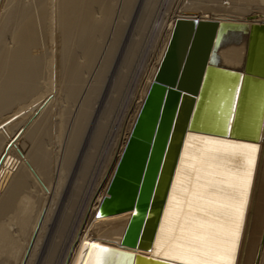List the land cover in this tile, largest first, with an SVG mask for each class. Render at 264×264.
Segmentation results:
<instances>
[{
  "label": "bare ground",
  "instance_id": "6f19581e",
  "mask_svg": "<svg viewBox=\"0 0 264 264\" xmlns=\"http://www.w3.org/2000/svg\"><path fill=\"white\" fill-rule=\"evenodd\" d=\"M6 111L21 118L0 138V264H53V249L63 264H264V0H0ZM189 128L257 146L188 134L156 232ZM57 161L74 171L44 222L36 180Z\"/></svg>",
  "mask_w": 264,
  "mask_h": 264
},
{
  "label": "rangeland",
  "instance_id": "374dc122",
  "mask_svg": "<svg viewBox=\"0 0 264 264\" xmlns=\"http://www.w3.org/2000/svg\"><path fill=\"white\" fill-rule=\"evenodd\" d=\"M21 3H24V2H27V0H19ZM170 8H171V6H170ZM54 12V11H53ZM170 12H171V10H170ZM51 13H52V11H51ZM173 14H170V16L171 17H173L172 16ZM160 18L161 17H159V19H158V21H160ZM17 20V16H13V15H11V16H9L8 17V20H7V27H6V29L8 30V31H10L11 30V28L13 27V25H14V23H15V21ZM157 21V22H158ZM6 36V33L4 34V39H6L7 40V42H6V44L9 46L10 44H12V41L10 40V38H9V36L8 37H5ZM9 39V40H8ZM11 42V43H10ZM11 46H13V44L11 45ZM10 46V47H11ZM75 57V56H74ZM102 57V53L100 54V58ZM76 61H78V62H81V61H83L82 60V56H81V52H78L77 53V55H76ZM101 60V59H100ZM91 99H93V97H91ZM12 107H14V106H12ZM12 111H16V110H14V108H13V110ZM11 111H6V112H4L3 114L2 113H0V114H2V115H0V129L3 131H1L0 130V138H2V139H4L5 137H12L11 136V134H14L18 129H17V127H16V125L18 124V122H19V118H21V116H19L18 118H17V116H15L14 117V114L15 113H13V112H11ZM91 112V111H90ZM90 112H89V115H88V118H89V116H90ZM13 114V115H12ZM11 116V117H10ZM10 117V118H9ZM12 117H14V118H12ZM5 118H6V121H5ZM8 118V119H7ZM11 119H13V121L11 120ZM3 120V121H2ZM10 120V121H9ZM90 120V119H89ZM15 121V122H14ZM18 121V122H17ZM91 121V120H90ZM6 122H9V123H6ZM13 122V123H12ZM12 123V124H11ZM89 123V124H88ZM87 124H86V126H88L87 128L89 129V126H90V122H88ZM6 124V125H5ZM9 124V125H8ZM15 124V125H14ZM2 125H4V127H2ZM8 125V126H7ZM6 126H7V128H6ZM5 128V129H4ZM10 128V129H9ZM12 128H14L16 131H14V129H13V131H11L12 130ZM44 126L42 125L38 130H37V132H36V135H35V137H34V139H39V137L40 136H42V134H43V131H44ZM88 129H86V133H87V131H88ZM8 130H10V131H8ZM6 132V133H5ZM10 132V133H9ZM14 132V133H13ZM86 133L84 134V137H85V135H86ZM3 134H4V136H3ZM6 134V135H5ZM129 134H131V132H126L125 133V137H127ZM2 136V137H1ZM4 137V138H3ZM83 138V137H82ZM6 139V138H5ZM34 139H33V137L32 138H30L29 139V142L31 141V140H33L34 141ZM84 139V138H83ZM8 140L9 139H6L5 140V142L7 143L8 142ZM33 141H32V143H33ZM43 141L45 142V145L47 146L48 145V147L50 146V137H48V135H44V139H43ZM84 141V140H83ZM31 143V144H32ZM130 147H131V145H130ZM4 148V146L2 147V149ZM29 148H31V146L29 147ZM125 149V148H124ZM125 151L126 150H124L123 152L125 153ZM123 153V154H124ZM7 160L8 159H15V160H17L18 161V157L20 158V159H22V155H24L25 154V152L23 151V150H19L18 152H14V151H11L10 153L9 152H7ZM77 158H78V156L76 157V160H77ZM97 159L98 158H95V164H96V162H97ZM23 160V159H22ZM73 162V161H72ZM74 162H75V160H74ZM62 163H63V161L61 162V161H57V163L54 165L53 164V167H52V178H54L53 179V181L49 184V185H46V184H44L43 182H41L39 179H37L36 181H38L39 182V184L40 183H42V184H40V187H39V191H42V192H40V193H42L41 195H43V197H41V195H40V200H39V204L42 206V209H44V210H42V212L41 213H43V216L41 217V220H43L44 218V222H45V220H46V222H47V220H48V215H49V219L51 218V216H50V214L51 215H53L52 213H53V211L55 212L56 210H57V205H58V203L57 202H59V201H57V202H55V200H59V198L58 197H60V196H58V192L57 191H59L60 189H62V191H65V188H66V186H67V182H68V179L70 180V178H71V175L73 174V171H74V169H73V166H74V163H72V166L70 167V165H71V161H70V165H68V167L66 168V169H64V170H62ZM93 163V165H95ZM60 164V165H59ZM102 165V164H101ZM101 165L99 164L98 165V167L100 166L101 167ZM60 166V167H59ZM94 167V166H93ZM92 167V168H93ZM60 168V169H59ZM69 168H71V169H69ZM124 168H125V163H124V165H122L121 166V164L119 165V167H118V165H117V163L116 164H114L113 166H112V170H111V172H110V176L108 177V179H107V181H106V183H105V185L108 187H105V189L104 188H102V190L104 189V191H106V189H108V191H112L111 190V186L113 185V184H115V182H116V180H118L119 179V177L118 176H121V175H119L120 173H119V170H121V172H122V169H123V171H124ZM56 169V170H55ZM56 173V174H55ZM68 173V174H70V175H66V174ZM58 175V176H57ZM62 175V176H61ZM63 178V177H65V178H67L66 179V185L64 184V186H61V188L60 187H58L59 186V184H58V181H59V179L58 178H61V177ZM67 176V177H66ZM70 176V177H69ZM58 177V178H57ZM61 178V179H62ZM118 178V179H117ZM93 180L96 182L97 181V175H94V177H93ZM61 181V180H60ZM63 181H65L64 179H63ZM94 181H92L91 182V185L92 184H94L95 182ZM55 182H56V184H57V186H55L56 184H55ZM59 183H61V182H59ZM43 184H44V186H46V187H48L49 188V190H48V188H45V187H43ZM51 185V186H50ZM55 187V188H54ZM40 188H42V190H40ZM50 188H51V192H49L48 193V191H50ZM60 188V189H59ZM64 188V189H63ZM59 189V190H58ZM46 190H47V192H46ZM61 190L59 191V192H62ZM89 191H91V190H89ZM43 192H45V193H43ZM89 193V192H88ZM55 194L57 195V196H55ZM103 193L101 192L100 194H99V196H101V197H104L103 195H102ZM45 195V196H44ZM59 195H61V193L59 194ZM82 196L83 195H85V194H81ZM53 196V197H52ZM47 197V198H46ZM81 197V196H80ZM86 197H88V194H86ZM44 198V199H43ZM53 198H55L54 199V201H53ZM40 201H42V202H40ZM45 201V202H44ZM55 202V203H54ZM54 205H53V204ZM83 203H84V201H83ZM44 206H43V205ZM102 204V203H101ZM51 205H53L54 207H52V208H55L56 207V210L54 209L53 211H51L52 209H51ZM46 206V207H45ZM50 207V208H49ZM102 209H104V208H102ZM50 211V212H49ZM52 212V213H51ZM46 213V214H45ZM48 213V214H47ZM50 213V214H49ZM44 217V218H43ZM53 218V217H52ZM77 218L78 217H76L75 218V220L77 221ZM71 221V220H70ZM42 222V221H41ZM40 222V223H41ZM75 224H77V222H75ZM69 225H71V224H69ZM65 230H67V229H65ZM63 231V232H67V231ZM42 231V230H41ZM64 234V233H63ZM61 235L60 234V236L58 237L57 236V238H56V235H58V234H56L54 237L56 238V240H59V242L60 243H62V241H63V239H64V235ZM66 235V234H65ZM63 236V237H62ZM54 237H52V239H54L55 240V238ZM60 237H61V239H60ZM70 239H71V234H70V236H68ZM67 237V238H68ZM63 238V239H62ZM53 240V244H54V246L56 245L57 246V243L58 244H60L58 241L56 242V240L54 241ZM69 240V239H68ZM34 241V240H33ZM33 245V242H31V245L30 246H32ZM58 248H60V246H57ZM58 248H57V250H56V252L58 253ZM30 250H31V247H30ZM30 250H29V252H30ZM54 250V249H53ZM53 250H52V254H54L53 255V257L55 256L56 257V253H53ZM55 252V251H54ZM56 254V255H55ZM63 256H64V253L62 254V257H60L59 255L55 258H52V261H54L53 262V264L55 263V264H63ZM59 258V259H58ZM62 259V260H61ZM57 260H59V262L57 261ZM61 262V263H60ZM71 262V260L69 261L68 259H67V262H66V264H78L77 263V261L75 262V260L74 259H72V262ZM50 263H51V261H50ZM49 263V264H50ZM52 264V263H51Z\"/></svg>",
  "mask_w": 264,
  "mask_h": 264
},
{
  "label": "water",
  "instance_id": "95a60500",
  "mask_svg": "<svg viewBox=\"0 0 264 264\" xmlns=\"http://www.w3.org/2000/svg\"><path fill=\"white\" fill-rule=\"evenodd\" d=\"M194 130H198V129L189 128V130H187L185 132V134H184L183 142H182V145H181V148H180L178 159H177V162H176V165H175V168H174V172H173V175H172V178H171V182H170V185H169V188H168L166 199H165L164 204H163V208H162V211H161V215H160V219H159V222H158V225H157L156 232L158 230V226H159V223H160V220H161V217H162L163 209H164V206L166 204V200H167V197H168V194H169L172 182H173V178H174V174H175L176 167H177V164H178V160H179V157H180V154H181V151H182L184 139L186 138V136L188 134H192V135H196V136H200V137H204V138H211V139H217V140H222V141H227V142H234V143H239V144H244V145L257 146L254 142L245 141V140H249V138L241 136V135L230 134L228 132H217V131H208V130H201V132H206V133H200V132H195ZM231 137H233V138H231ZM11 144H12V141H10L6 145L5 152L11 146ZM5 154L6 153H3L1 155V157H0V165H1L2 161L4 160ZM155 235H156V233H155ZM154 239H155V236H154ZM154 239H153V242H152L150 250L154 246ZM142 259H145L148 264H189V263H186V262H183V261L173 260V259H169V258H162V257H154V256H149L148 258H142Z\"/></svg>",
  "mask_w": 264,
  "mask_h": 264
},
{
  "label": "snow or ice",
  "instance_id": "6c2138e0",
  "mask_svg": "<svg viewBox=\"0 0 264 264\" xmlns=\"http://www.w3.org/2000/svg\"><path fill=\"white\" fill-rule=\"evenodd\" d=\"M85 247H87V245H85ZM92 248H100V251L101 252H104V253H106V252H108L109 251V249H107V248H103V247H100L99 245H96V244H93L92 245Z\"/></svg>",
  "mask_w": 264,
  "mask_h": 264
}]
</instances>
